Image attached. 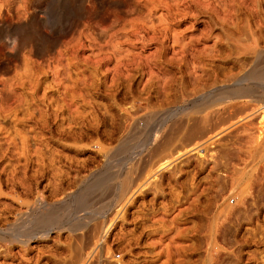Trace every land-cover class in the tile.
Segmentation results:
<instances>
[{
	"label": "rangeland",
	"instance_id": "rangeland-1",
	"mask_svg": "<svg viewBox=\"0 0 264 264\" xmlns=\"http://www.w3.org/2000/svg\"><path fill=\"white\" fill-rule=\"evenodd\" d=\"M263 73L264 0H0V264H264Z\"/></svg>",
	"mask_w": 264,
	"mask_h": 264
},
{
	"label": "bare ground",
	"instance_id": "bare-ground-1",
	"mask_svg": "<svg viewBox=\"0 0 264 264\" xmlns=\"http://www.w3.org/2000/svg\"><path fill=\"white\" fill-rule=\"evenodd\" d=\"M42 51H43V50H42ZM258 72H259V71H258ZM256 74H258V73H256ZM253 75H254V74H253ZM251 76H252V75H251ZM262 77H264V73H263ZM247 92H248V91H246L245 93H242V92H241V95H242V96H246L248 93H250V92H248V93H247ZM241 95H240V96H241ZM165 142H166V141H165ZM44 217H45V216H44ZM44 220H45V219H44Z\"/></svg>",
	"mask_w": 264,
	"mask_h": 264
}]
</instances>
